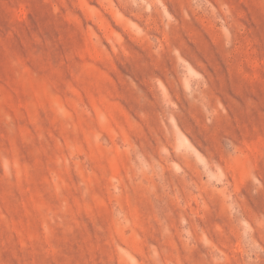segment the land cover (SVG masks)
<instances>
[{
    "label": "rangeland",
    "instance_id": "rangeland-1",
    "mask_svg": "<svg viewBox=\"0 0 264 264\" xmlns=\"http://www.w3.org/2000/svg\"><path fill=\"white\" fill-rule=\"evenodd\" d=\"M0 264H264V0H0Z\"/></svg>",
    "mask_w": 264,
    "mask_h": 264
}]
</instances>
